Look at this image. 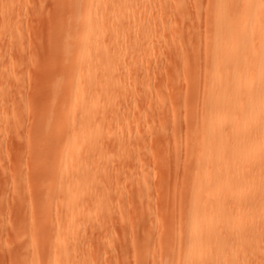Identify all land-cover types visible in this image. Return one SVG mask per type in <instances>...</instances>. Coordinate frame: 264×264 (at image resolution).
I'll return each instance as SVG.
<instances>
[{
  "label": "rangeland",
  "instance_id": "obj_1",
  "mask_svg": "<svg viewBox=\"0 0 264 264\" xmlns=\"http://www.w3.org/2000/svg\"><path fill=\"white\" fill-rule=\"evenodd\" d=\"M111 1L128 9L115 20L99 15L104 32L90 47L91 56L104 48L111 71L75 82L86 64L78 56L82 22L67 28L78 2L0 0V264H174L167 230L181 219L189 242L182 211L199 190L187 159L188 90L197 78L185 35L198 32L196 9L208 0H181L182 18L175 0L102 3ZM90 95L91 142L80 137L83 157L69 154L84 167H63ZM226 204L228 215L244 217L242 203Z\"/></svg>",
  "mask_w": 264,
  "mask_h": 264
},
{
  "label": "bare ground",
  "instance_id": "obj_2",
  "mask_svg": "<svg viewBox=\"0 0 264 264\" xmlns=\"http://www.w3.org/2000/svg\"><path fill=\"white\" fill-rule=\"evenodd\" d=\"M76 1L85 8L78 13L81 8L77 6L76 15L68 22L67 28L69 26L71 30L70 26H75V21L82 22L76 25L80 44L78 56H84L86 64L75 71L74 81L78 82L92 72L111 71L110 55L104 48L91 56L90 47L104 32L99 15L105 14L115 20L117 14L128 7L116 6L113 1L108 5L102 3L103 0H96V4L91 0ZM207 2L203 11L196 9L200 19L198 32L194 31L195 35L189 37L184 34L191 45L189 55H193L189 58L193 65H189L192 69L189 75L195 81L192 73L197 78L193 84L197 87L191 86L188 90L191 114L187 132L189 143L194 148L187 159H192L190 166L195 169L196 177L194 184L199 190L182 211L183 215L186 214L182 218L187 223L188 244L183 245L184 240L178 231L182 219L180 224L177 222L179 225L174 227L171 224L169 230L166 227L169 233L165 231L163 237L167 232L169 247L177 255L176 258L173 255L174 264H262L261 258L258 263L255 258H264V0ZM174 10L179 17L184 16L181 0H175ZM68 36L65 44L71 41ZM178 36L181 37L179 33ZM121 37V33H116L114 39L119 42ZM204 65L209 69H203ZM89 83L91 86V81ZM191 88H195L194 92L190 91ZM92 101L90 95L80 105L83 126L77 131L73 128L69 135L70 143L63 149V167H84L77 157L70 160L69 154L81 158L80 137H84L87 143L91 142V126L86 124ZM86 126H90L88 130ZM255 172L261 176L256 177ZM79 178L73 181H82ZM255 189L259 195L256 202L257 196L250 194ZM246 194L249 195L243 199ZM178 197L176 200L180 203ZM227 200L233 204L242 203L244 217L228 215ZM181 201L184 202L183 198ZM177 205L179 209L180 204Z\"/></svg>",
  "mask_w": 264,
  "mask_h": 264
}]
</instances>
